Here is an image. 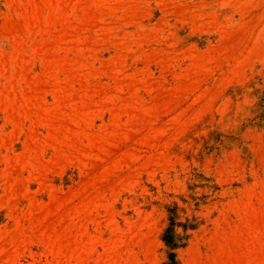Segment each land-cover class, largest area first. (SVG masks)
Listing matches in <instances>:
<instances>
[{
  "label": "rangeland",
  "instance_id": "1",
  "mask_svg": "<svg viewBox=\"0 0 264 264\" xmlns=\"http://www.w3.org/2000/svg\"><path fill=\"white\" fill-rule=\"evenodd\" d=\"M0 264H264V0H0Z\"/></svg>",
  "mask_w": 264,
  "mask_h": 264
}]
</instances>
